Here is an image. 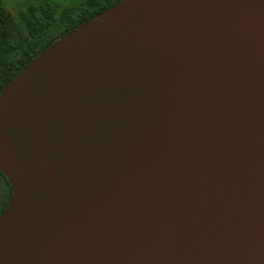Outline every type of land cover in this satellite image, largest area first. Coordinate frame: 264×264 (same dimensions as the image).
I'll use <instances>...</instances> for the list:
<instances>
[{"label": "water", "instance_id": "obj_1", "mask_svg": "<svg viewBox=\"0 0 264 264\" xmlns=\"http://www.w3.org/2000/svg\"><path fill=\"white\" fill-rule=\"evenodd\" d=\"M0 264H264V0H121L0 91Z\"/></svg>", "mask_w": 264, "mask_h": 264}, {"label": "trees", "instance_id": "obj_2", "mask_svg": "<svg viewBox=\"0 0 264 264\" xmlns=\"http://www.w3.org/2000/svg\"><path fill=\"white\" fill-rule=\"evenodd\" d=\"M121 0H71L61 10L48 0L27 2L15 16L0 0V91L51 43ZM2 211L11 192L7 178ZM4 186L0 187L3 192ZM4 193V192H3Z\"/></svg>", "mask_w": 264, "mask_h": 264}, {"label": "rangeland", "instance_id": "obj_3", "mask_svg": "<svg viewBox=\"0 0 264 264\" xmlns=\"http://www.w3.org/2000/svg\"><path fill=\"white\" fill-rule=\"evenodd\" d=\"M6 7L15 15H18L19 10H23L25 8V4L27 2L34 3L35 0H3ZM71 0H48L50 4H55L59 10L66 7V2H69ZM1 192V191H0ZM0 195H3V198L5 199L4 194L1 192ZM2 197H0L1 199ZM1 206V203H0Z\"/></svg>", "mask_w": 264, "mask_h": 264}, {"label": "flooded vegetation", "instance_id": "obj_4", "mask_svg": "<svg viewBox=\"0 0 264 264\" xmlns=\"http://www.w3.org/2000/svg\"><path fill=\"white\" fill-rule=\"evenodd\" d=\"M1 186H4V190H3L4 193H3V192H2V193L5 194V190H6V188H5V183H4L3 179H2V177L0 176V187H1ZM0 193H1V192H0ZM0 197H2V198L0 199V203H1V205H2V202H3L4 198H3V195H2V196L0 195ZM0 212H1V210H0Z\"/></svg>", "mask_w": 264, "mask_h": 264}]
</instances>
